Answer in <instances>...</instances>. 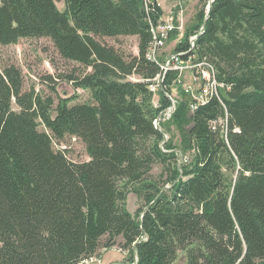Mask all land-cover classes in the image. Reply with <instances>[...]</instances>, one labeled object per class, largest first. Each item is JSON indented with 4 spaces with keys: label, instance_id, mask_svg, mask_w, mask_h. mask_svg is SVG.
Returning <instances> with one entry per match:
<instances>
[{
    "label": "trees",
    "instance_id": "obj_1",
    "mask_svg": "<svg viewBox=\"0 0 264 264\" xmlns=\"http://www.w3.org/2000/svg\"><path fill=\"white\" fill-rule=\"evenodd\" d=\"M162 15L157 0H65L64 9L0 0V43L49 37L61 57L87 68L61 76L93 99L54 107L52 96L24 90L16 64L0 70V264H85L116 244L128 254L113 264H264V0L210 7L194 52L230 88L222 101L208 96L192 108L184 93L177 102L172 117L190 125L183 164L155 125L177 72L167 73L158 104L149 86L162 72L160 57H149ZM205 16L201 9L202 24ZM194 30L176 50L190 47ZM123 34L137 35L138 53L103 39ZM66 134L81 138L88 160L54 148ZM129 192L142 201L136 214Z\"/></svg>",
    "mask_w": 264,
    "mask_h": 264
},
{
    "label": "rangeland",
    "instance_id": "obj_2",
    "mask_svg": "<svg viewBox=\"0 0 264 264\" xmlns=\"http://www.w3.org/2000/svg\"><path fill=\"white\" fill-rule=\"evenodd\" d=\"M60 9L65 8V0H55ZM209 0H170L166 5H169L170 10L165 8L163 10V16L168 17L173 15V10L182 3L181 10L178 11V23H182V28H180L178 34L173 39H170L165 46L166 52H171L177 46L181 40L185 39V22L189 24L199 23L198 27H194L195 33L201 29L202 20L199 17V11L202 9L204 13L207 12ZM175 12V11H174ZM172 18V17H169ZM200 20V21H199ZM180 25V24H179ZM193 31V32H194ZM195 33H191L195 34ZM181 35V37H180ZM190 37V36H189ZM107 43L115 45L124 54H135L138 53V38L135 35H118V36H106L103 38ZM190 41V40H189ZM14 63L22 69L23 79H24V90L34 89L36 92L40 93L42 96H52L55 99L54 107L58 104L61 98H71L70 104L77 102H91L92 93L89 88L77 87L69 79H64L63 74L71 73L74 70L76 73H82L87 68L81 65L77 61L68 60L58 53L52 40L49 37H21L18 42L2 44L0 43V70H2L6 65ZM90 70V68H88ZM177 72V71H175ZM47 75H51L53 79L49 78ZM167 76V75H166ZM63 77V78H62ZM128 79L139 80V76L132 74L128 76ZM154 81V80H153ZM150 83L154 85L155 81ZM181 83L176 82L172 85V103L174 104V110L177 102L184 98V93L186 92L184 87L191 85L193 88L198 86L195 81L193 72L189 68H185L182 71ZM149 85V86H150ZM151 88V86H150ZM151 90L154 92V103L158 104L159 97L161 95V88ZM190 94V93H188ZM191 95V94H190ZM13 107L18 109V105L14 102ZM193 108V106H191ZM164 111L161 116L164 117L162 121L166 123V132L168 134V139L175 144L176 152L179 156L180 164L189 162L191 159V151H183L182 149V126L188 128L189 123H185L181 126L180 122L172 117V114L166 115ZM174 112V111H173ZM56 112L53 111V115ZM39 128L42 130L49 129L42 123H40ZM54 148L55 149H65L67 156L74 161H83L89 159V154L86 149L85 143L81 138L66 134L61 140L54 138ZM161 171V164L155 165L153 173L156 175ZM142 205V201L134 192H129L127 196V206L132 213H137ZM114 249H109L108 252L103 256V264H110L108 261L113 258L114 263H122L124 258L121 255V248L118 244L114 245ZM113 248V246L111 247ZM120 249L121 251L117 250ZM128 253V251H126ZM85 264H102L98 261L97 257H92Z\"/></svg>",
    "mask_w": 264,
    "mask_h": 264
},
{
    "label": "built area",
    "instance_id": "obj_3",
    "mask_svg": "<svg viewBox=\"0 0 264 264\" xmlns=\"http://www.w3.org/2000/svg\"><path fill=\"white\" fill-rule=\"evenodd\" d=\"M148 1V0H146ZM182 3L173 10V15L168 17L161 16L157 23L158 40H152L151 54L160 57L162 63V72L154 78V85H150L153 90L160 89L165 91L164 79L167 73L177 71L176 76L173 78L171 86L176 82L181 81L182 71L185 68H189L193 72L195 81L197 80L194 88L191 85H187L183 89L190 93L194 98L191 106H198V100H206V96H216L221 101V93L225 88H230L228 83L218 79L217 70L215 65L206 58V61H197V55L194 52L195 41L198 37L197 33L190 35V47L187 49L176 50L166 52L165 46L168 43V37L171 31L177 29L178 31L182 28V23H178V11L181 10ZM175 11V12H174ZM172 17V18H169ZM180 24V25H179ZM200 30V29H199ZM198 30V32H199ZM172 88V87H171ZM172 99V92L165 91ZM175 104V102H173ZM170 106L165 109L166 115H171ZM226 133V129H225Z\"/></svg>",
    "mask_w": 264,
    "mask_h": 264
},
{
    "label": "crops",
    "instance_id": "obj_4",
    "mask_svg": "<svg viewBox=\"0 0 264 264\" xmlns=\"http://www.w3.org/2000/svg\"><path fill=\"white\" fill-rule=\"evenodd\" d=\"M158 2H159V4L161 5V7H162V9L164 10L165 8H168V11L170 10V8L171 7H169V5H166L167 4V2L168 1H170V0H157ZM197 23H195V24H189L188 23V20H187V23L185 22V32L187 33L188 31H190L191 29H193L194 27H195V25H196ZM135 36H137V35H135ZM180 37H181V35H180ZM138 38V37H137ZM115 247L113 246V248H101L100 249V254H99V256H95V257H97L98 258V261L100 262V263H104L103 262V259H101V256L103 255H105L106 254V252H108L109 251V249H114ZM117 250H119V251H121L120 249H117ZM122 253H121V255L125 258L126 256H127V252H126V250H123V251H121ZM108 263H110V264H113L114 263V260H113V258H111V260L110 261H108ZM122 263H124V261H122Z\"/></svg>",
    "mask_w": 264,
    "mask_h": 264
},
{
    "label": "water",
    "instance_id": "obj_5",
    "mask_svg": "<svg viewBox=\"0 0 264 264\" xmlns=\"http://www.w3.org/2000/svg\"><path fill=\"white\" fill-rule=\"evenodd\" d=\"M213 1H214V0H209V2H208V9H207V12H206V16H205L204 22H203V24H202V26H201V29H200V31L198 32V35L201 34V33L204 31V26H205V24H206V20H207V17H208V15H209V10H210V7H211ZM166 95H168V94L166 93ZM168 96H169V95H168ZM170 107H171L170 110H171V114H172L173 111H174V103H172V104L170 105ZM163 119H164L163 116H159V117L155 120V125H156V127H157L158 129H160V130L164 133V140H163V142H165V141L168 140V134H167L166 132H164L162 126L160 125V122H161ZM145 236H146V234H144V237H145ZM134 252H135V255H136V249H135V247H134ZM135 257H136V259H137V256H135ZM133 263H134V262H133ZM133 263H132V264H133Z\"/></svg>",
    "mask_w": 264,
    "mask_h": 264
},
{
    "label": "bare ground",
    "instance_id": "obj_6",
    "mask_svg": "<svg viewBox=\"0 0 264 264\" xmlns=\"http://www.w3.org/2000/svg\"><path fill=\"white\" fill-rule=\"evenodd\" d=\"M153 31H154V34H155V36H154V40H158L157 27L153 28ZM199 31H200V30H199ZM197 35H198V33H197ZM151 48H152V44H151V47H150V49H149V57L158 60V59H159L158 56H154L153 54H151ZM161 65H162V64H161ZM206 97H208V96H206ZM206 101H207V98H206V100H198V102H200V103H204V102H206ZM193 107H195V106H193ZM86 261H87V260H86Z\"/></svg>",
    "mask_w": 264,
    "mask_h": 264
}]
</instances>
